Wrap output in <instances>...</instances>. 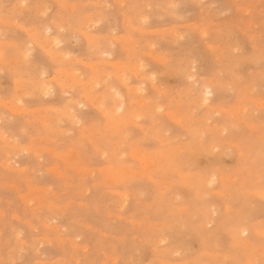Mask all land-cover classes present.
Masks as SVG:
<instances>
[{"label":"rangeland","instance_id":"374dc122","mask_svg":"<svg viewBox=\"0 0 264 264\" xmlns=\"http://www.w3.org/2000/svg\"><path fill=\"white\" fill-rule=\"evenodd\" d=\"M0 105V264H264V0H0Z\"/></svg>","mask_w":264,"mask_h":264},{"label":"bare ground","instance_id":"6f19581e","mask_svg":"<svg viewBox=\"0 0 264 264\" xmlns=\"http://www.w3.org/2000/svg\"><path fill=\"white\" fill-rule=\"evenodd\" d=\"M104 1V0H103ZM121 2V1H120ZM112 3V2H111ZM180 3V2H179ZM179 5V4H178ZM58 7V6H57ZM72 9V8H71ZM45 12V11H44ZM104 15V14H103ZM183 17V16H182ZM97 20V19H96ZM13 21V20H12ZM108 21H110V20H108ZM202 21V20H201ZM8 23V22H7ZM14 23V22H13ZM11 24H12V22H11ZM14 25V24H13ZM95 27V26H94ZM110 27V26H109ZM60 29V28H59ZM31 31V30H30ZM29 31V32H30ZM34 31V30H33ZM158 31V30H157ZM163 30H161V32H162ZM139 32V31H138ZM160 32H158V34H159ZM163 33V32H162ZM32 35V34H31ZM44 35V34H43ZM47 36V35H46ZM96 38V37H95ZM99 38V37H98ZM42 39V38H41ZM45 39V38H44ZM40 40V39H39ZM47 40V39H46ZM92 40H93V38H92ZM113 40H115V39H113ZM117 40V39H116ZM130 40V39H129ZM249 41V40H248ZM46 42V41H45ZM129 42V41H128ZM87 43V42H86ZM10 46V45H9ZM45 46V45H44ZM57 46V45H56ZM127 46V45H126ZM213 46V45H212ZM209 48V47H208ZM38 49V48H37ZM125 49H126V47H125ZM210 49V48H209ZM107 50H109V49H107ZM107 50H106V52H107ZM214 50V49H213ZM216 50V49H215ZM44 51V50H43ZM105 51V50H104ZM112 51V50H111ZM110 51V52H111ZM27 52V51H26ZM140 53V52H139ZM48 54V53H47ZM56 54H57V52H56ZM55 54V55H56ZM152 54V53H151ZM25 55L26 54H24L23 56L25 57ZM61 55V54H60ZM107 55V54H106ZM53 56V55H52ZM59 56V55H58ZM144 56V55H143ZM149 57V56H148ZM48 58V57H47ZM157 58V57H156ZM155 58V59H156ZM154 59V60H155ZM172 60V59H171ZM10 61V60H9ZM76 61V60H75ZM3 62V61H2ZM80 62V61H79ZM161 62V61H160ZM140 63V62H139ZM2 64V63H1ZM120 64V63H119ZM3 65V64H2ZM193 65V64H192ZM126 67V66H125ZM128 67V66H127ZM126 67V68H127ZM145 67V66H144ZM117 68V67H116ZM125 68V69H126ZM254 68V67H253ZM95 70V69H94ZM121 70H122V68H121ZM63 71V70H62ZM120 71V70H119ZM118 71V72H119ZM60 73V72H59ZM58 73V74H59ZM120 73V72H119ZM128 73V72H127ZM134 75V74H133ZM41 76V75H40ZM187 76V75H186ZM143 77V76H142ZM148 77H150V76H148ZM115 78V77H114ZM23 79V78H22ZM52 79V78H51ZM56 79V78H55ZM151 79H152V77H151ZM188 79V78H187ZM19 81V80H18ZM53 81V80H52ZM39 82V81H38ZM62 82V81H61ZM16 83V82H15ZM96 85V84H95ZM152 86V85H151ZM66 87V86H65ZM136 87V86H135ZM21 88V87H20ZM32 88V87H31ZM35 88V87H34ZM152 88V87H151ZM161 88V87H160ZM15 89V88H14ZM44 89H45V87H44ZM46 91V90H45ZM50 91V90H49ZM113 91V90H112ZM156 91V90H155ZM142 92V91H141ZM204 92V91H203ZM205 92H207V91H205ZM52 93V92H51ZM83 95V94H82ZM118 95V94H117ZM205 95H207V94H205ZM204 95V96H205ZM90 96V95H89ZM88 96V97H89ZM95 97V96H94ZM117 97V96H116ZM18 102V101H17ZM117 103H119L117 106L119 107V108H122L123 107V105H122V103H120V102H117ZM4 105V104H3ZM12 105V104H11ZM1 106V105H0ZM239 109H240V107H238ZM7 109V108H6ZM213 109V108H212ZM221 109H219V111H220ZM33 111V110H32ZM234 112V111H233ZM24 114V113H23ZM238 114V113H237ZM38 116V115H37ZM31 117V116H30ZM167 118V117H166ZM138 119V118H137ZM25 120V119H24ZM176 120H177V118H176ZM7 122V121H6ZM34 122V121H33ZM179 122V121H178ZM240 125V124H239ZM85 129V128H84ZM206 129V128H205ZM91 130V129H90ZM3 137V136H2ZM81 137V136H80ZM84 137V136H83ZM121 144V143H120ZM114 145V144H113ZM52 151V150H51ZM139 152V151H138ZM138 152H137V154H138ZM142 152V151H141ZM104 155V154H103ZM146 156V155H145ZM147 156H149V155H147ZM221 156V155H220ZM144 158V157H143ZM150 158V157H149ZM142 160V159H141ZM62 166V165H61ZM5 168V167H4ZM92 173V172H91ZM60 175V174H59ZM56 177H57V175H56ZM210 180V179H209ZM123 198V197H122ZM243 231V230H242ZM263 232H264V230H263ZM241 233V232H240ZM244 233V232H243ZM17 237V236H16ZM160 242V241H159ZM21 243V242H20ZM182 262V261H181Z\"/></svg>","mask_w":264,"mask_h":264},{"label":"snow or ice","instance_id":"6c2138e0","mask_svg":"<svg viewBox=\"0 0 264 264\" xmlns=\"http://www.w3.org/2000/svg\"><path fill=\"white\" fill-rule=\"evenodd\" d=\"M205 103H207V100H205ZM162 110V109H161ZM244 235H247V233H244Z\"/></svg>","mask_w":264,"mask_h":264}]
</instances>
